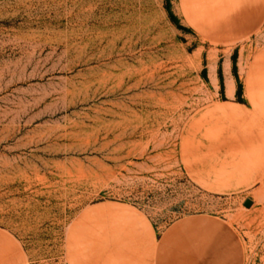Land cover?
<instances>
[{
  "label": "rangeland",
  "instance_id": "1",
  "mask_svg": "<svg viewBox=\"0 0 264 264\" xmlns=\"http://www.w3.org/2000/svg\"><path fill=\"white\" fill-rule=\"evenodd\" d=\"M261 106L264 0H0V264H158L203 218L264 264Z\"/></svg>",
  "mask_w": 264,
  "mask_h": 264
},
{
  "label": "crops",
  "instance_id": "2",
  "mask_svg": "<svg viewBox=\"0 0 264 264\" xmlns=\"http://www.w3.org/2000/svg\"><path fill=\"white\" fill-rule=\"evenodd\" d=\"M264 113V106H261ZM223 224L188 219L172 227L158 246V264H240L238 245Z\"/></svg>",
  "mask_w": 264,
  "mask_h": 264
},
{
  "label": "water",
  "instance_id": "3",
  "mask_svg": "<svg viewBox=\"0 0 264 264\" xmlns=\"http://www.w3.org/2000/svg\"><path fill=\"white\" fill-rule=\"evenodd\" d=\"M252 204H253V200H251V199H247L245 202H244V206H246V207H251L252 206Z\"/></svg>",
  "mask_w": 264,
  "mask_h": 264
}]
</instances>
